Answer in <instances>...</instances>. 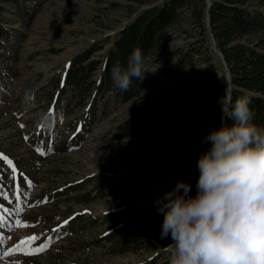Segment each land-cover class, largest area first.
<instances>
[{"label": "rangeland", "instance_id": "1", "mask_svg": "<svg viewBox=\"0 0 264 264\" xmlns=\"http://www.w3.org/2000/svg\"><path fill=\"white\" fill-rule=\"evenodd\" d=\"M162 1L0 0V24L6 32L0 36V159L4 164L0 168V252L4 253L0 264H143L152 260L157 264L169 258L164 247L172 240L170 236L160 239L163 216L154 200L178 180L191 184V193L195 190L198 153L208 145L180 154L177 162L161 163L150 148L161 144L160 129L144 124L133 138L117 137V127L124 120L152 108L154 97L167 90L155 89L165 76L146 79L138 96L127 102L102 98L90 123L83 119V107H75L71 117L59 118L56 127L40 122L74 56L102 45L94 54L102 57L109 46L104 44L106 37L145 7ZM182 11L188 19L158 57L163 60L158 69L170 68L176 61L170 53L187 48L194 41L190 35L198 34L191 10ZM201 22L223 83L222 74L228 68L211 47L207 9ZM25 92L34 101L27 109ZM219 112L218 104L212 126ZM166 165L187 167L171 176L172 184L152 180ZM115 177L123 179L116 187L92 193L101 182ZM146 210L148 219L141 220L139 215ZM16 219L27 226L17 227ZM31 237L35 239L27 247L47 245L46 250L13 251L21 240Z\"/></svg>", "mask_w": 264, "mask_h": 264}, {"label": "trees", "instance_id": "2", "mask_svg": "<svg viewBox=\"0 0 264 264\" xmlns=\"http://www.w3.org/2000/svg\"><path fill=\"white\" fill-rule=\"evenodd\" d=\"M206 3V0H163L149 5L112 37H106L104 44L109 46L102 57H94L102 45L88 47L74 56L66 65L58 86L55 85L56 92L51 95L50 110L46 113L52 117L51 125L57 126V113L60 117H71L75 107H83V119L90 123L97 115L99 100L107 96L121 102L132 100L138 96L146 79H157L163 74L165 80L157 79L155 89L167 90L154 97L152 108L124 120L117 127V137L133 138L144 124L160 129L161 144L150 148L161 163L177 162L180 154H189L205 146L201 141L211 130L218 101L225 90L209 54L201 22ZM209 3L210 40L212 37L230 73L232 99L247 97L254 112L253 122L264 126V0H210ZM185 8L191 10L192 18L197 21L198 34L190 35L194 41L187 48H177L170 53L171 57H176L170 68L158 69V63L163 61L158 57L168 48L178 26L188 19L182 11ZM5 35L0 24V36ZM135 48L145 57L148 74L143 80L133 79L130 89L121 92L113 85L111 68L117 60L126 65ZM83 128L85 123L80 126ZM1 161L0 168H4ZM185 167L187 165H166L151 178L169 182L172 175L185 171ZM194 172L199 173L197 169ZM122 180L115 177L101 182L92 193L108 186L116 187ZM196 182H193L194 188ZM195 193L196 188L191 194ZM149 212L144 211L139 218L148 219ZM168 259L157 264H168Z\"/></svg>", "mask_w": 264, "mask_h": 264}, {"label": "clouds", "instance_id": "3", "mask_svg": "<svg viewBox=\"0 0 264 264\" xmlns=\"http://www.w3.org/2000/svg\"><path fill=\"white\" fill-rule=\"evenodd\" d=\"M146 74V59L135 48L126 65L115 62L110 77L126 92ZM33 102L25 92L26 109ZM218 104L220 125L201 141L208 147L198 153L195 195L178 180L154 200L163 216L160 239L172 240L164 247L168 264H264V126L253 122L247 97L232 99L230 85ZM40 122L51 126L52 117L42 114Z\"/></svg>", "mask_w": 264, "mask_h": 264}, {"label": "snow or ice", "instance_id": "4", "mask_svg": "<svg viewBox=\"0 0 264 264\" xmlns=\"http://www.w3.org/2000/svg\"><path fill=\"white\" fill-rule=\"evenodd\" d=\"M21 127H23V126H21ZM38 151H40V153L42 155L44 154L41 149H38ZM0 155H2V154H0ZM8 163L11 164V161H8ZM13 170H15V169H13ZM19 199H20V197L17 196V200H19ZM19 211L22 212L23 211V208L21 207L19 209ZM15 225L17 227H26L27 226V225L22 224L19 219H16L15 220ZM34 239H35V237H31L28 240H21L20 243L16 246V249H14L13 251L18 250V249H25V251L27 252V254H35V253H39V252H42V251L46 250L47 245H42V246H40L38 248H35V249H32L30 247H27V246H29L32 243V241ZM9 254H11V253H9ZM3 255H4V253L3 252H0V256H3Z\"/></svg>", "mask_w": 264, "mask_h": 264}, {"label": "water", "instance_id": "5", "mask_svg": "<svg viewBox=\"0 0 264 264\" xmlns=\"http://www.w3.org/2000/svg\"><path fill=\"white\" fill-rule=\"evenodd\" d=\"M209 2H210V1L208 0V3H207V9H208L209 6H210V3H209ZM207 15H208V13H207ZM207 31H208V36L210 37L211 35H210V33H209V28H208V27H207ZM211 47H212L213 51H214L215 53H217V55L220 57L222 65L226 67L225 60H224V58H223L221 52H220V51L217 49V47L215 46L214 40H213L212 38H211ZM226 74L228 75V85L231 86V84H230V73H229L228 70L226 71ZM214 126H216V125H214Z\"/></svg>", "mask_w": 264, "mask_h": 264}, {"label": "bare ground", "instance_id": "6", "mask_svg": "<svg viewBox=\"0 0 264 264\" xmlns=\"http://www.w3.org/2000/svg\"><path fill=\"white\" fill-rule=\"evenodd\" d=\"M212 38V37H211ZM215 55V54H214ZM215 56H217L218 58H219V56L217 55V53H216V55ZM214 56V57H215ZM223 69V68H222ZM222 71V70H221ZM226 72V71H225ZM223 73L222 75H223V83H224V86H225V84H227L228 85V75L226 74V73ZM220 117H221V111L218 113V116H217V118H216V126L218 127L219 125H220Z\"/></svg>", "mask_w": 264, "mask_h": 264}]
</instances>
